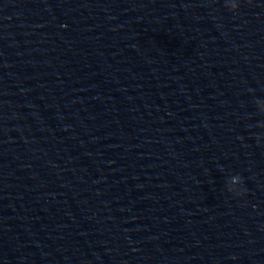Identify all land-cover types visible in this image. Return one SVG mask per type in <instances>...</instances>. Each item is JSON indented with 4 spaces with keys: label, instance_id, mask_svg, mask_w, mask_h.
I'll list each match as a JSON object with an SVG mask.
<instances>
[{
    "label": "clouds",
    "instance_id": "9594fccd",
    "mask_svg": "<svg viewBox=\"0 0 264 264\" xmlns=\"http://www.w3.org/2000/svg\"><path fill=\"white\" fill-rule=\"evenodd\" d=\"M251 2H252V0H248V3H251ZM228 8H229L230 10H232L233 12L237 11L238 8H239V0H235V2L231 4V7H228ZM259 126H260V125H259ZM257 139H258V141H259V137H258ZM237 182H239V183L242 184V190H241L239 193H237L235 196H242V195H244V194L247 192V189L243 187V185H244V180H243V178H242L241 176H239V175H235V176L233 177V183H237Z\"/></svg>",
    "mask_w": 264,
    "mask_h": 264
}]
</instances>
